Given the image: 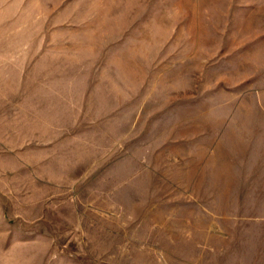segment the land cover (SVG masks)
Wrapping results in <instances>:
<instances>
[{
    "label": "rangeland",
    "instance_id": "rangeland-1",
    "mask_svg": "<svg viewBox=\"0 0 264 264\" xmlns=\"http://www.w3.org/2000/svg\"><path fill=\"white\" fill-rule=\"evenodd\" d=\"M0 264H264V0H0Z\"/></svg>",
    "mask_w": 264,
    "mask_h": 264
}]
</instances>
